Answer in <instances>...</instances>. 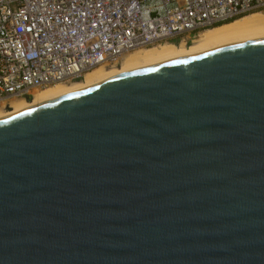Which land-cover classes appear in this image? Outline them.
<instances>
[{"label": "water", "instance_id": "water-1", "mask_svg": "<svg viewBox=\"0 0 264 264\" xmlns=\"http://www.w3.org/2000/svg\"><path fill=\"white\" fill-rule=\"evenodd\" d=\"M0 264H264V36L0 118Z\"/></svg>", "mask_w": 264, "mask_h": 264}, {"label": "built area", "instance_id": "built-area-1", "mask_svg": "<svg viewBox=\"0 0 264 264\" xmlns=\"http://www.w3.org/2000/svg\"><path fill=\"white\" fill-rule=\"evenodd\" d=\"M256 12L264 0H0V109Z\"/></svg>", "mask_w": 264, "mask_h": 264}, {"label": "bare ground", "instance_id": "bare-ground-1", "mask_svg": "<svg viewBox=\"0 0 264 264\" xmlns=\"http://www.w3.org/2000/svg\"><path fill=\"white\" fill-rule=\"evenodd\" d=\"M264 36V14L260 12L247 14L231 23L206 29L189 46L185 44H162L152 48L135 50L123 61L112 67L98 66L87 72L82 79L36 90L30 101L13 99L0 109V118L14 114L38 103L76 92L116 74L127 72L138 67L166 60L168 58L199 52L244 39ZM43 90V91H41Z\"/></svg>", "mask_w": 264, "mask_h": 264}, {"label": "trees", "instance_id": "trees-1", "mask_svg": "<svg viewBox=\"0 0 264 264\" xmlns=\"http://www.w3.org/2000/svg\"><path fill=\"white\" fill-rule=\"evenodd\" d=\"M234 21V20H233ZM233 21H230V22H227V23H231V22H233ZM227 23H225V24H227ZM221 25H223V24H221ZM221 25H219V26H221Z\"/></svg>", "mask_w": 264, "mask_h": 264}, {"label": "rangeland", "instance_id": "rangeland-1", "mask_svg": "<svg viewBox=\"0 0 264 264\" xmlns=\"http://www.w3.org/2000/svg\"><path fill=\"white\" fill-rule=\"evenodd\" d=\"M45 90V89H44ZM41 91H43V90H41ZM26 99V98H25ZM27 99H29L28 97H27Z\"/></svg>", "mask_w": 264, "mask_h": 264}]
</instances>
